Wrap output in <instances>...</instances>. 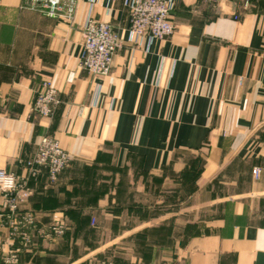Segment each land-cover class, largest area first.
Segmentation results:
<instances>
[{
    "label": "crops",
    "instance_id": "1",
    "mask_svg": "<svg viewBox=\"0 0 264 264\" xmlns=\"http://www.w3.org/2000/svg\"><path fill=\"white\" fill-rule=\"evenodd\" d=\"M172 1V36L148 45L122 0H77L72 22L0 0V169L24 175L43 135L71 158L14 209L0 193V264H100L120 239L146 264H264V3ZM87 19L122 40L104 77L77 68ZM43 83L51 117L32 112ZM184 212L204 216L183 242Z\"/></svg>",
    "mask_w": 264,
    "mask_h": 264
},
{
    "label": "built area",
    "instance_id": "2",
    "mask_svg": "<svg viewBox=\"0 0 264 264\" xmlns=\"http://www.w3.org/2000/svg\"><path fill=\"white\" fill-rule=\"evenodd\" d=\"M92 1V0H88ZM205 3H218L235 0H202ZM247 8L251 0H240ZM264 3V0H260ZM77 0H23V8L39 12L49 18L72 22ZM122 6L129 15L127 40L137 43L146 40L148 45L154 41H163L171 37L174 25L170 18L173 9L172 0H122ZM236 19V17H234ZM122 45V40L108 23L85 21L81 29V52L77 68L93 76H107L110 73L114 55ZM60 104L58 91L49 83H43L33 99L32 112L40 117H51L55 108ZM69 154L59 142L49 136L39 138L33 156L23 163L24 175L18 177L4 169H0V193L12 209L24 201L29 191L24 188L27 181L36 179L42 172L50 181L70 164ZM261 170L252 169L254 179H258ZM50 231L61 235L63 228L55 224ZM17 251H11L4 257V264H17ZM101 264H115L112 260Z\"/></svg>",
    "mask_w": 264,
    "mask_h": 264
},
{
    "label": "rangeland",
    "instance_id": "3",
    "mask_svg": "<svg viewBox=\"0 0 264 264\" xmlns=\"http://www.w3.org/2000/svg\"><path fill=\"white\" fill-rule=\"evenodd\" d=\"M183 200H184V198H183ZM203 216H204V214H202V213L197 215V214H189V213L184 212L183 217H182L183 220H182V230H181V236H182L183 242L189 236H192L193 234L200 233L202 231L200 228H198V225H199L198 221H200V219ZM154 232L157 233L158 231L155 230ZM167 232H169V234H171L173 232V230L170 229V230H167ZM87 234H88V237H90V238H94L96 235L95 230H93ZM176 234H177V231H176ZM134 241H135L134 245L126 247L124 244H122L125 242V239H120L119 243L116 246L111 247L112 251H111L110 255L107 254V256H106L104 254L105 257L102 258V260L100 261V264L103 261H107V260H117L120 262H126L130 259L127 255L128 253L133 254V256L135 258H137L138 260L141 261L140 263L146 264L143 261L142 257L144 254H146L148 252L149 248L147 250V247L141 245L140 240H134Z\"/></svg>",
    "mask_w": 264,
    "mask_h": 264
},
{
    "label": "trees",
    "instance_id": "4",
    "mask_svg": "<svg viewBox=\"0 0 264 264\" xmlns=\"http://www.w3.org/2000/svg\"><path fill=\"white\" fill-rule=\"evenodd\" d=\"M113 262H120V261H117V260H112ZM125 263V262H124Z\"/></svg>",
    "mask_w": 264,
    "mask_h": 264
}]
</instances>
